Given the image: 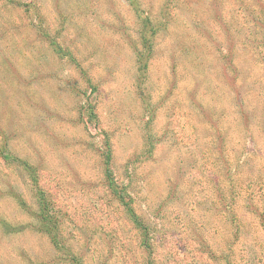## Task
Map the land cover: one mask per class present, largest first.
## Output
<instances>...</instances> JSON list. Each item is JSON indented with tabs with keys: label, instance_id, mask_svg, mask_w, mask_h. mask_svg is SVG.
I'll use <instances>...</instances> for the list:
<instances>
[{
	"label": "rangeland",
	"instance_id": "obj_1",
	"mask_svg": "<svg viewBox=\"0 0 264 264\" xmlns=\"http://www.w3.org/2000/svg\"><path fill=\"white\" fill-rule=\"evenodd\" d=\"M138 3L0 0V264H70L30 228L11 154L84 264H264V0ZM160 14L142 78L139 15ZM103 132L151 253L106 186Z\"/></svg>",
	"mask_w": 264,
	"mask_h": 264
},
{
	"label": "trees",
	"instance_id": "obj_2",
	"mask_svg": "<svg viewBox=\"0 0 264 264\" xmlns=\"http://www.w3.org/2000/svg\"><path fill=\"white\" fill-rule=\"evenodd\" d=\"M8 3H13L14 0H4ZM133 3L135 10L139 13L141 8L139 6L138 0H129ZM20 6L25 8V11L28 12L31 9V6L27 3L21 4ZM140 23L142 25V45L144 47V51H138L137 53V61L140 63L139 70L141 72V77L145 78L146 71L149 67V59H150V50H152L151 37L154 36L161 28H164L165 21H163V16L160 14V17L157 21L152 20L149 15L141 16ZM44 22V18H40L39 24ZM44 30V29H43ZM45 36L48 37V34L45 32ZM49 44H51L56 50L57 53L63 54L65 56L69 55L67 51H65L61 44H59L53 38H47ZM146 50V52H145ZM148 50V51H147ZM62 55V56H63ZM223 57L227 58V55L222 54ZM139 86V85H138ZM140 87V86H139ZM141 93V92H140ZM90 118L97 121V116L95 108L92 104H89ZM105 141L103 143V149L100 150V154L103 157V168H104V179L106 186L112 190L117 200L126 210V214L129 217V220L133 224V226L138 230L141 238V244L144 243L145 247L151 253L153 245L150 243V235H151V227L147 223H145L140 215L135 211L133 202L134 200L128 196L125 186H121L115 178V173L113 172V150L112 143L109 140V136L106 132H103ZM148 153H152V149L154 146V142L151 139V136H148ZM5 149H7L6 145H4ZM8 150V149H7ZM4 149H2V153H4ZM7 159L15 160V163L21 166L26 174L28 175L30 181V185L33 190V197L35 199V206H29L25 203V200L21 199V203H24V207L28 210V212L33 216L35 221L30 222V228L35 230V232L39 234L46 235L51 241L54 249L59 253L61 257V261H66L65 258L70 262V264H84L79 256L72 253L70 246H68L62 237L61 233V220L59 218V210L56 208L55 202L46 194V191L41 189L39 186L38 175L36 173V167L30 163L27 159H22L18 156L6 155ZM46 193V194H45ZM7 230H11L12 228L8 224H4ZM63 258V259H62Z\"/></svg>",
	"mask_w": 264,
	"mask_h": 264
}]
</instances>
